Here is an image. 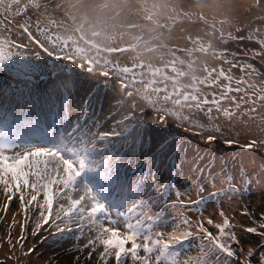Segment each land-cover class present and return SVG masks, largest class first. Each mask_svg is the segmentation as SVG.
<instances>
[{
  "label": "snow or ice",
  "instance_id": "6c2138e0",
  "mask_svg": "<svg viewBox=\"0 0 264 264\" xmlns=\"http://www.w3.org/2000/svg\"><path fill=\"white\" fill-rule=\"evenodd\" d=\"M62 7L0 0V264H264V0L152 58Z\"/></svg>",
  "mask_w": 264,
  "mask_h": 264
},
{
  "label": "rangeland",
  "instance_id": "374dc122",
  "mask_svg": "<svg viewBox=\"0 0 264 264\" xmlns=\"http://www.w3.org/2000/svg\"><path fill=\"white\" fill-rule=\"evenodd\" d=\"M193 1L59 0L63 6L62 14L70 24L74 22L86 40L102 47L123 46L129 54L141 52L146 58L155 56L156 49L162 45L183 46L186 33L211 38L213 28L227 31L233 25L239 26L252 18L249 8L253 0ZM180 34L182 36L179 37ZM10 208L15 211L17 204ZM53 255L50 251L44 257L33 259L37 264H45ZM53 264L57 261L53 260Z\"/></svg>",
  "mask_w": 264,
  "mask_h": 264
},
{
  "label": "flooded vegetation",
  "instance_id": "af4514ba",
  "mask_svg": "<svg viewBox=\"0 0 264 264\" xmlns=\"http://www.w3.org/2000/svg\"><path fill=\"white\" fill-rule=\"evenodd\" d=\"M202 1H204V0H198L196 3H200V2H202ZM194 2V1H193Z\"/></svg>",
  "mask_w": 264,
  "mask_h": 264
},
{
  "label": "bare ground",
  "instance_id": "6f19581e",
  "mask_svg": "<svg viewBox=\"0 0 264 264\" xmlns=\"http://www.w3.org/2000/svg\"><path fill=\"white\" fill-rule=\"evenodd\" d=\"M240 11V10H239ZM159 44H160V42H159ZM159 44H157L158 46H159Z\"/></svg>",
  "mask_w": 264,
  "mask_h": 264
},
{
  "label": "trees",
  "instance_id": "16d2710c",
  "mask_svg": "<svg viewBox=\"0 0 264 264\" xmlns=\"http://www.w3.org/2000/svg\"><path fill=\"white\" fill-rule=\"evenodd\" d=\"M182 36V34L179 35V37Z\"/></svg>",
  "mask_w": 264,
  "mask_h": 264
}]
</instances>
